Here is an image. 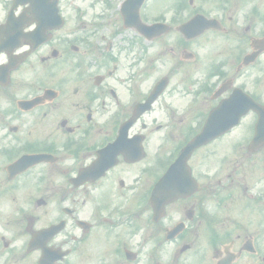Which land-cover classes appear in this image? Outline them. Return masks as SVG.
I'll list each match as a JSON object with an SVG mask.
<instances>
[{"label": "flooded vegetation", "instance_id": "obj_1", "mask_svg": "<svg viewBox=\"0 0 264 264\" xmlns=\"http://www.w3.org/2000/svg\"><path fill=\"white\" fill-rule=\"evenodd\" d=\"M121 1L0 0V264H200V225L214 219L220 227L207 232L219 248L229 236L230 250L211 264H260L264 240L255 254L252 242L264 237V181L254 189L234 172L200 195L199 147L187 162L195 182L178 170L171 200L150 196L220 100L240 90L264 104V68L252 69L264 50L240 66L261 11L249 5L240 28L196 59L180 35L148 40L124 26ZM183 11L158 19L176 26ZM158 67L168 84L134 116ZM228 153L252 155L243 139Z\"/></svg>", "mask_w": 264, "mask_h": 264}, {"label": "water", "instance_id": "obj_2", "mask_svg": "<svg viewBox=\"0 0 264 264\" xmlns=\"http://www.w3.org/2000/svg\"><path fill=\"white\" fill-rule=\"evenodd\" d=\"M201 138H202V135H200V141L203 140V139H201Z\"/></svg>", "mask_w": 264, "mask_h": 264}, {"label": "rangeland", "instance_id": "obj_3", "mask_svg": "<svg viewBox=\"0 0 264 264\" xmlns=\"http://www.w3.org/2000/svg\"><path fill=\"white\" fill-rule=\"evenodd\" d=\"M264 2V0H262Z\"/></svg>", "mask_w": 264, "mask_h": 264}]
</instances>
